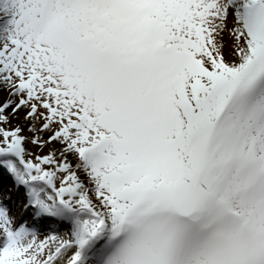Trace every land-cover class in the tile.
<instances>
[{"label":"snow or ice","instance_id":"obj_1","mask_svg":"<svg viewBox=\"0 0 264 264\" xmlns=\"http://www.w3.org/2000/svg\"><path fill=\"white\" fill-rule=\"evenodd\" d=\"M5 94L0 264H264V0H0Z\"/></svg>","mask_w":264,"mask_h":264},{"label":"bare ground","instance_id":"obj_2","mask_svg":"<svg viewBox=\"0 0 264 264\" xmlns=\"http://www.w3.org/2000/svg\"><path fill=\"white\" fill-rule=\"evenodd\" d=\"M4 99H6V94L5 95H3V96H0V102H3V100ZM10 111V110H9ZM17 123V121H15V120H13L12 121V124L13 125H15ZM21 125L24 127V128H27V125L26 124H23V122H21ZM23 135H25L26 137H27V135H26V133H22ZM32 137V136H31ZM30 137V138H31ZM51 147V146H50ZM69 159H71V157H69ZM74 162V161H73ZM6 182H8L7 184H5ZM0 183H2V184H5L4 185V191H5V193L6 194H8V189L9 188H11V186H12V178H11V176L6 172V171H4V170H0ZM13 199L16 201L15 202V204H14V214H15V211L19 208V207H21L22 209H21V211L23 210V208H24V204H25V197H24V192H23V189L21 188L19 191H17V192H15L14 194H13ZM12 203V201L10 200L9 201V204H11ZM15 216H17L16 214H15ZM20 216V215H19ZM19 216H17V217H19ZM49 229H59V233L58 234H60V235H64L65 234V232L67 231V228H61L60 227V225H58V224H51L50 226H49ZM51 232H47V233H43V234H50ZM42 235V234H41Z\"/></svg>","mask_w":264,"mask_h":264},{"label":"rangeland","instance_id":"obj_3","mask_svg":"<svg viewBox=\"0 0 264 264\" xmlns=\"http://www.w3.org/2000/svg\"><path fill=\"white\" fill-rule=\"evenodd\" d=\"M24 133H26L27 137L29 138L28 142L26 143V147L28 148V150H30L34 155H44V154L48 153L50 146L45 147V148H39L38 146L31 144V142H30L31 138L30 137L33 134L31 132H29L27 130V128H24ZM19 210H20V207L16 211H19Z\"/></svg>","mask_w":264,"mask_h":264}]
</instances>
